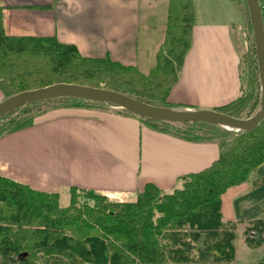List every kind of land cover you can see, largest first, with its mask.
<instances>
[{"label":"trees","instance_id":"trees-1","mask_svg":"<svg viewBox=\"0 0 264 264\" xmlns=\"http://www.w3.org/2000/svg\"><path fill=\"white\" fill-rule=\"evenodd\" d=\"M233 1L246 6L245 0ZM260 5L264 19V0ZM195 20V0L169 1L166 36L157 64L144 74L109 57L83 56L75 45L60 42L56 36L10 35L0 6V91L9 97L67 82L117 90L156 106L176 107L170 105L168 95L192 46ZM254 55L247 60L252 68L247 88L236 100L215 110L238 118L256 113L261 85ZM51 104L111 106L71 97L35 101L0 118V137L34 124L41 107ZM119 110L156 130L193 140H218L219 158L200 172L181 176L179 186L170 192L149 183L129 201L70 187L68 203L63 205L59 192L36 190L0 175V264L189 261L193 246L185 236L202 248L203 232L216 237L206 241L203 257L211 252L217 259H234L235 223L223 221L222 196L230 187L248 182L264 164V120L251 131H233L206 122L172 123ZM226 225L229 230L220 233ZM252 228L257 230V239L249 237L247 241L263 243L264 221H257Z\"/></svg>","mask_w":264,"mask_h":264},{"label":"crops","instance_id":"crops-1","mask_svg":"<svg viewBox=\"0 0 264 264\" xmlns=\"http://www.w3.org/2000/svg\"><path fill=\"white\" fill-rule=\"evenodd\" d=\"M169 1L0 0V6L10 35L56 36L83 56L109 57L148 74L165 40ZM239 8L233 0H195L192 46L168 95L170 105L216 109L241 96V58L233 37ZM117 108L63 104L1 136L0 175L61 197L76 187L129 201L149 183L170 192L181 176L219 158L218 140L156 130ZM263 169L264 164L222 196L223 221L236 225L231 264H264V243L252 246L246 238L264 221Z\"/></svg>","mask_w":264,"mask_h":264},{"label":"water","instance_id":"water-1","mask_svg":"<svg viewBox=\"0 0 264 264\" xmlns=\"http://www.w3.org/2000/svg\"><path fill=\"white\" fill-rule=\"evenodd\" d=\"M251 24L261 85V102L249 118H238L215 109L163 107L144 102L123 92L85 84L59 82L25 90L0 101V118L6 113L39 100L71 97L108 103L141 117L172 123L206 122L233 131H251L264 120V19L260 0H245Z\"/></svg>","mask_w":264,"mask_h":264},{"label":"rangeland","instance_id":"rangeland-1","mask_svg":"<svg viewBox=\"0 0 264 264\" xmlns=\"http://www.w3.org/2000/svg\"><path fill=\"white\" fill-rule=\"evenodd\" d=\"M239 13H240V15H239L240 17L238 19V24H236V26H234V28H233V37L235 39V43H236V46L238 48L239 55L241 58L240 72H241V78H242V82H243V90H245L248 86V75L250 74V72L252 70V68L249 66L247 60H248V57L255 54V47H254V40H253V34H252L251 24H250V20H249V15H248L247 7L245 6V4L240 3ZM254 56L256 57V54ZM256 62H257V60H256ZM0 93H1L0 101L7 98L2 91ZM53 105L54 104H51L49 106L43 105L41 107V110H39L38 113L36 114L35 120L39 116H41L45 112H47L49 109L56 107L55 105L54 106ZM111 106H113V105H111ZM32 113H33V111H32ZM260 174H262V176H264V169L262 170V173H260ZM255 175H258V174L256 173ZM261 192L262 193L264 192V187H262ZM61 202L63 205H66L68 202V197H66V196L61 197ZM229 227H230L229 225L222 227V230H220V233L223 232V230H227V229L229 230ZM235 228H236V225H235ZM232 231L235 234V229ZM252 232H254V233L256 232V233L252 234ZM206 233L207 232H203V234H202V238H201L202 248L199 245V243L196 242V240L192 239V237L190 238V236H185L187 241H189L191 243V245L193 246V249L189 252L190 254H188V255H190L191 260H189V261L188 260L187 261H180L179 260L177 262L168 261V262H165L163 264H231V262L235 259V255H234V259H232V260L217 259L216 254H211V252L209 253V255L207 257H203V253H205V251H206L205 250L206 249L205 248L206 241L210 242L216 238V237L214 238V236H212V235H207ZM246 233H247L246 238L254 236L252 239L250 238L251 241H254L257 239V230L250 229V230L246 231ZM234 239L232 240V243H233V246L235 248ZM263 243H261V244H263ZM250 245L259 246L260 244L256 245V243L253 242ZM235 251H236V248H235ZM37 264H49V263L42 261V262H39Z\"/></svg>","mask_w":264,"mask_h":264},{"label":"built area","instance_id":"built-area-1","mask_svg":"<svg viewBox=\"0 0 264 264\" xmlns=\"http://www.w3.org/2000/svg\"><path fill=\"white\" fill-rule=\"evenodd\" d=\"M252 234H254V232H252Z\"/></svg>","mask_w":264,"mask_h":264}]
</instances>
